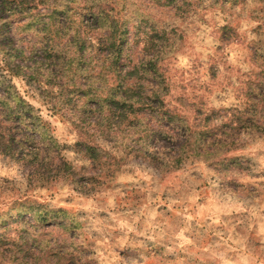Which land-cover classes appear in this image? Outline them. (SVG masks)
<instances>
[{"label":"rangeland","instance_id":"374dc122","mask_svg":"<svg viewBox=\"0 0 264 264\" xmlns=\"http://www.w3.org/2000/svg\"><path fill=\"white\" fill-rule=\"evenodd\" d=\"M192 1L195 6L157 7L120 0L127 42L133 61L161 53L168 106L190 122L199 120L195 111H218L213 123L220 125L226 110L244 107L247 87L260 77L264 0ZM84 52L51 81L14 82L85 181L40 187L29 183L21 164L0 156V212L27 197L66 209L79 223L76 245L87 246L91 264H264V129L240 138L222 164L191 157L162 171L148 156L161 146L172 149L168 140H153L147 156L126 121L112 133L116 139H107L86 117L94 108L89 100L106 96L99 84L111 83V72L105 52ZM3 59L0 52V65ZM84 142L103 149L104 159L91 164Z\"/></svg>","mask_w":264,"mask_h":264},{"label":"trees","instance_id":"16d2710c","mask_svg":"<svg viewBox=\"0 0 264 264\" xmlns=\"http://www.w3.org/2000/svg\"><path fill=\"white\" fill-rule=\"evenodd\" d=\"M151 3L157 7L195 6L192 0ZM76 23L80 27L72 31ZM125 26L120 0H0V52L4 55L0 65V156L21 164L29 172V183L47 187L67 178H80L77 183L85 180L65 157L41 111L22 95L14 79L46 77L51 81L70 70L91 48L106 53L111 83L99 84L106 96L97 94V99L89 100L87 104L94 108L86 117H92L93 127L107 139H116L112 133L126 121L136 129L130 135L137 138L147 156L153 140L161 145L168 140L172 149L161 146L148 156L162 171H175L191 157L222 164L231 160L228 154L238 148L240 138L264 129L263 62L252 57L262 68L260 77L246 89L243 108L226 110L220 125L213 123L220 114L212 110L195 111L199 120L190 122L180 108L166 104L169 86L158 66L161 53L142 54L133 61ZM84 27L87 33L81 31ZM83 146L91 164L104 159L99 146L85 142ZM79 228L64 208H50L29 197L18 199L0 212V260L8 264H91L87 246L76 245Z\"/></svg>","mask_w":264,"mask_h":264}]
</instances>
